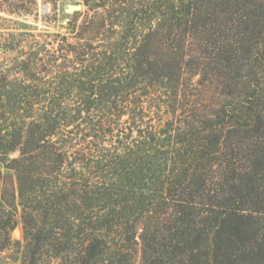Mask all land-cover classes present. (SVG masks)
Masks as SVG:
<instances>
[{"label": "trees", "instance_id": "trees-1", "mask_svg": "<svg viewBox=\"0 0 264 264\" xmlns=\"http://www.w3.org/2000/svg\"><path fill=\"white\" fill-rule=\"evenodd\" d=\"M42 1L0 0L1 249L264 264V0Z\"/></svg>", "mask_w": 264, "mask_h": 264}, {"label": "rangeland", "instance_id": "rangeland-1", "mask_svg": "<svg viewBox=\"0 0 264 264\" xmlns=\"http://www.w3.org/2000/svg\"><path fill=\"white\" fill-rule=\"evenodd\" d=\"M81 1L82 0H59L56 6L57 22L55 24L50 25L48 29L51 31H56V30L62 31L61 27L65 25V23L70 19L72 14L68 10L69 6L77 5V4L81 5ZM52 9L53 8L51 4H47L44 1L39 0V4H38L39 16H41V14L51 11ZM80 10H82V5ZM24 21L27 24H29L31 27L37 28L39 30L46 28L45 24L41 22L40 18L38 20H34L33 18L29 17L26 18ZM10 180H11L10 175H7V177L4 179V181H6V183L8 184H10ZM16 218H17V225L9 233L10 244L6 246V248L4 249H1L0 247V264H29L27 260L25 262L23 261L24 242L22 238V229H21L19 216H16ZM0 236H1V230H0ZM39 264H57V262L49 260V261H42Z\"/></svg>", "mask_w": 264, "mask_h": 264}, {"label": "water", "instance_id": "water-1", "mask_svg": "<svg viewBox=\"0 0 264 264\" xmlns=\"http://www.w3.org/2000/svg\"><path fill=\"white\" fill-rule=\"evenodd\" d=\"M80 9H81L80 4L72 5V6H69V8H68L69 12H71V13H73L75 11H79Z\"/></svg>", "mask_w": 264, "mask_h": 264}]
</instances>
